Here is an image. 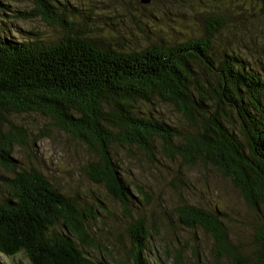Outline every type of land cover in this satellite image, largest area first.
<instances>
[{"label": "trees", "instance_id": "obj_1", "mask_svg": "<svg viewBox=\"0 0 264 264\" xmlns=\"http://www.w3.org/2000/svg\"><path fill=\"white\" fill-rule=\"evenodd\" d=\"M60 1L33 0L31 11L16 15L39 17L53 29L46 37L20 28L31 36L24 39L5 21L0 25V116L40 114L86 146L93 155L86 175L120 204L130 223L133 263L148 264L154 233L141 202H133L117 146L139 150L152 163L158 148L188 166H211L251 210L264 208V0L99 1L110 10L80 3L67 9ZM4 6L7 19L11 10ZM127 20L144 40L126 42L121 31ZM161 103L183 117V129L153 113ZM10 135L0 133V165L11 172L0 178L8 188L0 197V252H24L32 264H99L84 254L94 244L86 223L93 209H81L38 169L17 164L14 147L30 136L19 127ZM50 135L46 126L37 136ZM176 211L185 228L213 238L218 258L264 264V212L253 250L243 251L218 208L184 203ZM60 224L65 231L59 233Z\"/></svg>", "mask_w": 264, "mask_h": 264}, {"label": "rangeland", "instance_id": "obj_2", "mask_svg": "<svg viewBox=\"0 0 264 264\" xmlns=\"http://www.w3.org/2000/svg\"><path fill=\"white\" fill-rule=\"evenodd\" d=\"M0 1V5L3 2L11 10L7 19L2 16L3 10L0 12V25L5 21L12 34L19 32L27 39L31 36L20 31V28L40 31L41 37H46L53 31L39 17L32 21L16 18L18 11H31L34 8L33 0ZM99 1L103 2L61 0L59 4L63 8L66 5L67 9L80 3L84 8L95 5L99 6L96 9L103 6L110 10L108 4ZM103 11L107 13L106 10ZM7 23L14 24L8 27ZM163 25L169 28L171 23L165 25L163 21ZM109 27L111 28L110 25ZM154 28L157 29L158 26H153V30ZM121 32L126 35V42L132 45L133 42L137 44L145 39V35L137 31L133 22L126 24ZM153 113L172 126L179 129L185 127L183 117L169 104L161 103ZM49 124L51 121L48 118L36 113L7 118L0 116V133L9 137L18 127L25 130L30 136L29 140L24 138L20 141L11 155L17 164L38 169L65 195L80 202L81 209H93L95 217L91 216L86 223L94 244L88 251L84 250V254L99 264H134L130 256L132 245L127 232L130 223L126 220L120 204L107 194L103 186L93 183L85 173L84 168L93 160V155L82 143ZM46 126L49 127L51 135L38 137L40 130ZM36 137L38 138L35 139ZM157 147H161L160 142H157ZM132 151L133 153H129L119 146L114 149L121 173L131 188L133 202L138 206L141 202V214L148 220L154 233V240L150 239L145 254L148 264H231L228 259L216 256L214 240L210 235L200 228L190 229L180 224L176 210L184 203L213 210L218 208L224 212L232 242L240 244L243 251L253 250L254 228L262 221L263 206L258 211L251 210L232 183L211 166H188L180 158L164 157L158 152V148V161L152 163L139 150ZM10 175L11 172L0 165V178ZM3 181L0 179V197L8 191ZM138 186L148 192V199L138 191ZM139 208H136L135 218L138 217ZM55 231L60 233L65 230L60 224L55 227ZM0 264L32 263L24 252L16 256L0 252Z\"/></svg>", "mask_w": 264, "mask_h": 264}, {"label": "water", "instance_id": "obj_3", "mask_svg": "<svg viewBox=\"0 0 264 264\" xmlns=\"http://www.w3.org/2000/svg\"><path fill=\"white\" fill-rule=\"evenodd\" d=\"M145 2H147V0H144Z\"/></svg>", "mask_w": 264, "mask_h": 264}]
</instances>
